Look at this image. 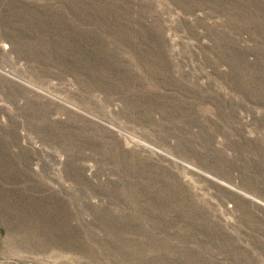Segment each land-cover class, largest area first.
Returning a JSON list of instances; mask_svg holds the SVG:
<instances>
[{"label":"rangeland","instance_id":"rangeland-1","mask_svg":"<svg viewBox=\"0 0 264 264\" xmlns=\"http://www.w3.org/2000/svg\"><path fill=\"white\" fill-rule=\"evenodd\" d=\"M0 264H264V0H0Z\"/></svg>","mask_w":264,"mask_h":264}]
</instances>
